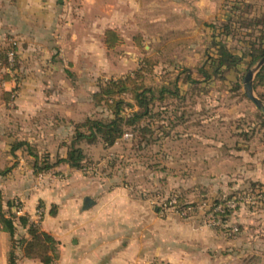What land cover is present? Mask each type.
I'll return each mask as SVG.
<instances>
[{
    "label": "rangeland",
    "instance_id": "374dc122",
    "mask_svg": "<svg viewBox=\"0 0 264 264\" xmlns=\"http://www.w3.org/2000/svg\"><path fill=\"white\" fill-rule=\"evenodd\" d=\"M244 3L234 21L244 14L248 20L264 16V0ZM21 8L19 1L15 16L20 22ZM207 17L190 16L186 21L181 18L148 28L145 26L151 18L164 16H142L140 28L124 32L123 43L115 50L79 47L89 50L90 56L73 65L54 64V79L59 87L56 92L53 89L52 96L43 91L53 86L45 83V75L38 82L23 79V46L18 35L13 34L20 62L14 71L0 68V79L10 72L18 81L0 86V151L8 149L4 137L10 135L21 141L35 140L37 144L33 146L39 153H49L52 162L56 161L58 153H65L60 144L71 141L72 126L51 127L47 121L55 117L79 121L102 116L103 110L92 103V94L99 85L128 75L144 58H150L157 66L145 77V85L172 90L176 85L184 92V100L169 98L153 105L154 119L143 122L155 129L152 136H147L152 144L137 145L132 132L110 148L101 142L83 143L84 168L70 171L60 166L50 172L49 184L54 189L90 188L91 194L116 189L114 197L130 204L123 215H133L142 229L155 232L164 242L160 245L170 252L173 263L155 264H264V114L243 90L245 74L260 60L251 68L244 64L237 72H226L223 77L227 80L212 77L211 82H202L198 70L206 62L207 53H212L214 33L210 25L202 27L199 22ZM216 18L210 24L221 26L225 22L223 11ZM236 28L246 30L245 25L237 24ZM137 34L145 35L141 47L132 40ZM91 35L95 41L100 34L95 31ZM243 41L233 36L223 39L239 53L248 52ZM66 69L67 74L63 72ZM183 70H189L202 83L188 86ZM236 80L240 90L233 89ZM5 92H12L9 103ZM255 94L264 101V88L256 89ZM45 98L54 107L46 108ZM126 100L132 102L130 97ZM17 153L23 158V151ZM15 161L11 158L6 166ZM252 183L256 186L252 187ZM49 184L41 182L39 187ZM22 213L20 208L17 216Z\"/></svg>",
    "mask_w": 264,
    "mask_h": 264
},
{
    "label": "crops",
    "instance_id": "0c3cea01",
    "mask_svg": "<svg viewBox=\"0 0 264 264\" xmlns=\"http://www.w3.org/2000/svg\"><path fill=\"white\" fill-rule=\"evenodd\" d=\"M19 1L23 5V9H20L23 12L21 22L15 16L19 12L16 11ZM226 2L227 0H0V34L18 35L23 46V79H36L38 82L45 75V83L53 86L43 91L52 96L53 89L59 87L54 79V64L67 62L73 65L75 61L84 62L90 51L79 47H103L108 52L104 44V33L107 30L117 31L124 39V32L140 28L138 25L142 16L155 15L164 18H151L145 27L171 24L181 18L186 21L190 16L207 15L206 20L199 21L203 27L218 20L216 17L221 11L224 13ZM95 31H99L100 35L94 41L91 34ZM1 36L0 46L5 43ZM138 37L145 40L144 34H137L133 37V42ZM67 70L63 72L67 74ZM25 91L23 90V94L28 95ZM45 99L46 108L54 107L49 99ZM81 121L83 120L55 117L47 121V124L51 127L63 124L70 128L72 123ZM34 122L37 124L38 121ZM2 130L6 133L5 126H2ZM12 139L14 138L10 135L4 137L5 147ZM23 141L37 144L35 140ZM16 156L18 167L15 171L7 177H0L4 209L7 210L8 202L18 201L23 211L21 216H30L32 222L40 223L42 230L59 242L60 258L55 264L173 263L170 252L160 245L164 243L162 238L151 230L142 229L133 215H123L124 208L130 204L126 199L114 197L116 189H109L108 193L105 191L106 194H91L90 188L77 190L73 186H58L54 189V185L49 184L52 174L36 176L32 159L26 152L23 151V158L18 153ZM11 158L13 156L8 153L7 148L0 151V167L4 168ZM62 166L70 170L68 165ZM41 182L49 185L39 187ZM86 197L91 198L93 204L84 210ZM27 236V229L18 227L15 238ZM159 246L161 249H158ZM11 248L12 237L0 232V264H9ZM16 256L19 264H42L39 260L25 258L21 250L17 251Z\"/></svg>",
    "mask_w": 264,
    "mask_h": 264
},
{
    "label": "trees",
    "instance_id": "16d2710c",
    "mask_svg": "<svg viewBox=\"0 0 264 264\" xmlns=\"http://www.w3.org/2000/svg\"><path fill=\"white\" fill-rule=\"evenodd\" d=\"M243 5H245L244 0H227L224 9L225 22L221 26L210 25L214 32L210 46L212 53H207L206 62L198 70L203 77L202 82H211L212 77L227 80L223 77L226 72H237L244 64L251 68L264 56V16L248 20L245 14H240L242 16L237 18L238 21H234L240 13V6ZM237 24L245 25L246 30L236 28ZM232 36L244 40L243 43L248 48V52L239 53L235 48L231 49L223 42V39H229ZM141 42L140 37L135 39V43L140 47ZM122 43L123 39L117 31L107 30L104 33V44L109 51L115 50ZM10 54L13 55L12 62L9 60ZM19 62L18 42L11 34H8L5 37V43L0 46V68L14 71ZM156 66L157 63L152 59L144 58L140 66L128 75L100 84L98 90L92 94V103L96 108L103 110V115L98 118L88 117L81 122L72 123L71 141L69 143L64 141L60 144V149L64 148L65 153L63 155L61 152L58 153L56 161L52 162V156L49 153L42 156L35 146L17 139L8 142V153L17 159L18 151L26 152L32 159L34 174L39 176L48 174L62 165H68L77 170L83 169L86 160L84 150L80 146L83 143L94 145L101 142L104 147L110 148L123 140L126 133L132 132L138 139H134L137 145L152 144L153 141L147 136H152L155 129L152 124H143V122L154 119L153 105L155 102L164 103L169 98L184 100V92L179 86L175 85V89L172 90L167 86L154 89L145 85V77L152 73ZM182 73L186 74L185 82L188 86L202 83L195 80L189 70H183ZM15 77L10 72L5 73L0 79V86L12 80L18 81ZM258 88H264V66L258 72L254 82V89ZM233 89H241L237 80ZM11 93H4L8 103L12 98ZM126 97H130L132 102L127 101ZM179 119L182 118L179 117ZM17 167V161L4 168L0 167V177L9 176ZM251 185L255 187L256 183ZM20 208L18 201H10L5 210L0 193V232L8 233L12 237V248L8 255L9 264H16V253L19 250L27 259L39 260L42 264H55L60 258L59 242L44 232L40 223L32 222L30 216H17ZM18 227L27 229L28 236L16 239Z\"/></svg>",
    "mask_w": 264,
    "mask_h": 264
},
{
    "label": "water",
    "instance_id": "95a60500",
    "mask_svg": "<svg viewBox=\"0 0 264 264\" xmlns=\"http://www.w3.org/2000/svg\"><path fill=\"white\" fill-rule=\"evenodd\" d=\"M264 66V56L260 59V61L257 63V65L250 69L244 76L243 79V90L246 98L254 104V106L264 114V101L261 100L259 97L256 96L255 94V89H254V82H255V77L257 73L262 69ZM93 204L91 198L86 197L84 200V210H87L88 208L91 207Z\"/></svg>",
    "mask_w": 264,
    "mask_h": 264
},
{
    "label": "built area",
    "instance_id": "2783aa9c",
    "mask_svg": "<svg viewBox=\"0 0 264 264\" xmlns=\"http://www.w3.org/2000/svg\"><path fill=\"white\" fill-rule=\"evenodd\" d=\"M9 60H10L11 62L13 61V55H12V54L9 55Z\"/></svg>",
    "mask_w": 264,
    "mask_h": 264
}]
</instances>
